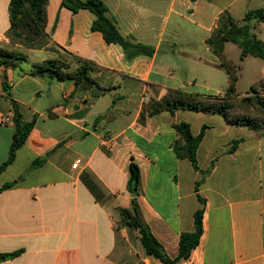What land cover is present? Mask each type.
<instances>
[{
    "label": "crops",
    "instance_id": "obj_1",
    "mask_svg": "<svg viewBox=\"0 0 264 264\" xmlns=\"http://www.w3.org/2000/svg\"><path fill=\"white\" fill-rule=\"evenodd\" d=\"M102 1L120 32L152 47L151 55L128 58L121 45L92 31V12H73L63 0L47 4L46 32L59 51L49 49L51 42L26 48L10 37L11 0H0V48L27 55L17 67L0 66V166L15 132L14 102L23 121L35 120L15 161L0 171V189L16 182L0 193V254L18 253L0 264H163L121 213L134 198L132 162L140 168L142 217L172 258L204 209L200 244L177 264H264V136L220 114L148 111L169 90L224 95L228 74L207 40L224 14L243 20L264 9V0ZM249 24L264 42V21ZM231 46L240 49L239 60L229 55ZM66 52L96 68L80 81L31 73L36 63L65 60ZM225 55L241 65L239 94L264 80V58L241 61L232 42ZM67 63L70 71L79 66ZM247 72L252 78L243 92ZM181 122L195 137L206 127L199 170L173 150L184 143L174 128ZM234 141L240 143L232 151Z\"/></svg>",
    "mask_w": 264,
    "mask_h": 264
},
{
    "label": "trees",
    "instance_id": "obj_2",
    "mask_svg": "<svg viewBox=\"0 0 264 264\" xmlns=\"http://www.w3.org/2000/svg\"><path fill=\"white\" fill-rule=\"evenodd\" d=\"M47 4L48 0H11L9 5L10 37L29 49H38L47 46L50 42L52 43L50 35L46 32ZM62 5L73 12L80 10L92 12L96 16L91 27L92 31L100 32L108 44L121 45L128 58H133L140 53L151 55L154 52L152 47L137 43L132 37L124 36L120 32L115 20L109 14L108 6L102 0H63ZM253 20L258 22L264 21V9L251 10L240 21L235 20L228 14H224L219 21L218 27L207 40L208 46L214 55L218 57L221 66L225 68L228 74L229 86L224 95H201L184 90H169L161 100L152 101L149 104V114L155 115L162 111L174 113L179 109L220 114L228 123L248 126L259 134L258 129L245 113L249 112L246 105H252L253 101L258 105H263L264 100L259 94L258 86L262 85L264 80L254 84L248 93L244 95L239 94L237 83L241 65L234 63L225 55L226 44L232 42L238 44L241 48V61L249 55L264 58V42L256 37L252 32V26L249 24ZM48 47L54 51L55 49H60L56 43H52ZM66 54L73 61L79 63V66L75 70L70 71L69 64L64 60L49 59L42 63L34 64L31 73L35 76L46 75L60 80L75 79L80 81L87 78L90 72L96 68L91 61L79 59L68 52ZM26 60L27 55L23 51L0 48V66L7 68L17 67ZM13 106L15 132L9 157L0 166V171L15 161L17 150L25 144L35 125V120L31 122L23 121L19 106L15 102ZM240 113L243 115H240ZM174 128L184 141L183 144L176 142L173 145L177 158L190 160L193 167L199 170L197 151L206 127L203 128L201 134L197 137L192 134L190 124L188 123L181 122L175 124ZM259 135L264 136V133ZM239 143L240 141H234L231 150L234 151ZM41 163L42 161L38 160L34 165L36 166ZM208 173H210V169L202 172L203 177ZM15 183L14 181L4 185L0 189V193L14 186ZM139 187L140 168L136 163L132 162L130 164L128 190L138 196ZM137 196L133 198L132 207L122 209L121 213L127 225L140 230L141 241L147 253L160 259L163 264H177L182 259H188L192 251L200 244L203 234L204 209H199L195 213L194 231L184 232L180 235L178 255L172 258L156 238L150 226L144 221ZM199 199L204 203L203 199ZM17 254H0V262L11 259Z\"/></svg>",
    "mask_w": 264,
    "mask_h": 264
},
{
    "label": "rangeland",
    "instance_id": "obj_3",
    "mask_svg": "<svg viewBox=\"0 0 264 264\" xmlns=\"http://www.w3.org/2000/svg\"><path fill=\"white\" fill-rule=\"evenodd\" d=\"M233 45V44H232ZM234 47L232 49L229 50V55L231 57H233L236 60H239V56H240V49L237 46H231ZM55 51H59L58 49H55ZM64 55L65 58V62H70V63H74L75 61H73V59L71 57H69L66 54H62ZM76 63V62H75ZM25 65V64H24ZM252 78V75L249 74V72H247L244 75V79L243 82L239 84V89L242 90L243 92H246L249 90V82L250 79ZM259 89V94L260 96L263 98L264 100V83L262 85L258 86ZM245 94V93H244ZM239 104V103H238ZM246 107L248 108L249 112L245 113L246 116L252 120L253 125L258 129V133L262 134L264 133V101H263V105H258L255 101L252 102V105H246ZM240 115H243L242 113H240Z\"/></svg>",
    "mask_w": 264,
    "mask_h": 264
},
{
    "label": "built area",
    "instance_id": "obj_4",
    "mask_svg": "<svg viewBox=\"0 0 264 264\" xmlns=\"http://www.w3.org/2000/svg\"><path fill=\"white\" fill-rule=\"evenodd\" d=\"M74 167H75V168L77 167V163L74 165Z\"/></svg>",
    "mask_w": 264,
    "mask_h": 264
},
{
    "label": "water",
    "instance_id": "obj_5",
    "mask_svg": "<svg viewBox=\"0 0 264 264\" xmlns=\"http://www.w3.org/2000/svg\"><path fill=\"white\" fill-rule=\"evenodd\" d=\"M136 196V194H133V197H135Z\"/></svg>",
    "mask_w": 264,
    "mask_h": 264
}]
</instances>
